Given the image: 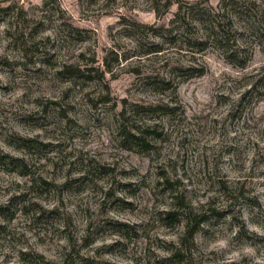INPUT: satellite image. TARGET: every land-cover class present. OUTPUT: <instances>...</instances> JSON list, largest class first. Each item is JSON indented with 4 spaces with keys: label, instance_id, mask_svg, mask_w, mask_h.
Here are the masks:
<instances>
[{
    "label": "rangeland",
    "instance_id": "obj_1",
    "mask_svg": "<svg viewBox=\"0 0 264 264\" xmlns=\"http://www.w3.org/2000/svg\"><path fill=\"white\" fill-rule=\"evenodd\" d=\"M0 152V264H264V0H0Z\"/></svg>",
    "mask_w": 264,
    "mask_h": 264
},
{
    "label": "trees",
    "instance_id": "obj_2",
    "mask_svg": "<svg viewBox=\"0 0 264 264\" xmlns=\"http://www.w3.org/2000/svg\"><path fill=\"white\" fill-rule=\"evenodd\" d=\"M210 36H212L211 34H207V38H209ZM187 68H192L191 66H189L188 65V67ZM77 70V72H82V70L78 67V68H76ZM198 73H202V70H199V72ZM82 74V73H81ZM121 115H122V113H121ZM152 130H150V128L149 127H146V128H143V129H141V131L140 130H137V132L139 133H152L151 132ZM135 134V133H129L128 131H126L125 132V136H124V139L125 140H127V138L130 136V139H131V141H137V140H139V139H141L142 137H141V134ZM129 139V140H130ZM147 143V142H146ZM146 143H143V145H147ZM2 156H4V157H8L9 158V162L10 163H13V161L12 160H14L15 159V163H16V165H18V163H17V158H15V157H13V156H10L9 154H1V152H0V157H2ZM21 161H23V159H21ZM20 166H22V165H20ZM177 212H176V210H168V211H166L165 212V216H166V218L167 219H170V220H174L177 216ZM192 219L195 221V219H196V215H194L193 217H192ZM39 258L42 260L43 259V256L42 255H39ZM45 264H57V263H53V262H50V261H48V260H46V262H45Z\"/></svg>",
    "mask_w": 264,
    "mask_h": 264
}]
</instances>
